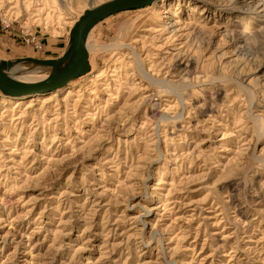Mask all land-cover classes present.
Returning <instances> with one entry per match:
<instances>
[{
    "label": "rangeland",
    "instance_id": "obj_1",
    "mask_svg": "<svg viewBox=\"0 0 264 264\" xmlns=\"http://www.w3.org/2000/svg\"><path fill=\"white\" fill-rule=\"evenodd\" d=\"M106 1L0 0V59L62 57ZM87 43L72 90L0 100V264H264V0H156Z\"/></svg>",
    "mask_w": 264,
    "mask_h": 264
},
{
    "label": "water",
    "instance_id": "obj_2",
    "mask_svg": "<svg viewBox=\"0 0 264 264\" xmlns=\"http://www.w3.org/2000/svg\"><path fill=\"white\" fill-rule=\"evenodd\" d=\"M154 1L155 0H108L85 10L71 28V41L69 47L70 51H72V58L63 68L55 70V72H52L44 80L28 84L13 81L0 70V89L12 95H18L20 93H44L52 91L76 79L89 69L85 40L91 28L109 15L128 9L144 7L152 4ZM68 57H70V53L66 51V53L58 59H24L55 66L59 62L65 61ZM0 63L10 66L11 60H1Z\"/></svg>",
    "mask_w": 264,
    "mask_h": 264
},
{
    "label": "bare ground",
    "instance_id": "obj_3",
    "mask_svg": "<svg viewBox=\"0 0 264 264\" xmlns=\"http://www.w3.org/2000/svg\"><path fill=\"white\" fill-rule=\"evenodd\" d=\"M155 2H156V0L153 2V4ZM148 6L149 5L144 6V7H140V8H145V7H148ZM158 6L162 7L159 4H158ZM156 8H157V10L155 11V13H156V15H159L160 14V9H159V7H156ZM88 9H90V8H88ZM94 27H92L91 30ZM91 30L89 31V33H88V35L86 37V40H85V49H86V52H87V58H89V54L91 52L93 53V51H94L93 50L94 47H92L90 44L87 43ZM157 30H159V29H156V31ZM67 51L70 53V57H68L63 62L57 63L55 66L52 65V64H43V63L33 62L30 59H24V60L19 59V60H12L10 66H6V64L0 63V70H1V72H3V74L5 76H7L11 80L19 82V83L28 84V83L38 82V81H41V80H44L45 78H47L52 72H55V70H60L61 68H63L68 63V61L71 60L72 51H70V47L68 48ZM1 60H4V59H0V61ZM88 64H90V62H88ZM87 73H88V71L85 72L84 74L80 75L79 77H77L75 81L71 80V81L67 82L66 84H64L61 87H57L56 89H54L52 91L44 92V93H36V94L20 93L18 95H12V94H8V93L3 92L0 89V94H1L0 95V100L2 102H4V103H5V101L6 102H11V101L15 100V103L20 104L21 102H24L25 100H27L30 103L31 102H38V100H39V99H37L38 95H42L41 98L53 99L59 94V92L63 88H67L69 86L68 90H69V88H71V90H72L73 89V85H72L73 83L74 84H77V83L80 84L83 81H85ZM44 94H47V95H44ZM27 97H29V98H27Z\"/></svg>",
    "mask_w": 264,
    "mask_h": 264
}]
</instances>
